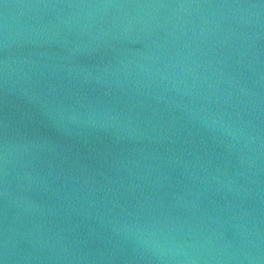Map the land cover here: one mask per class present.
Masks as SVG:
<instances>
[{
  "label": "water",
  "instance_id": "obj_1",
  "mask_svg": "<svg viewBox=\"0 0 264 264\" xmlns=\"http://www.w3.org/2000/svg\"><path fill=\"white\" fill-rule=\"evenodd\" d=\"M0 264H264V2L0 0Z\"/></svg>",
  "mask_w": 264,
  "mask_h": 264
},
{
  "label": "snow or ice",
  "instance_id": "obj_2",
  "mask_svg": "<svg viewBox=\"0 0 264 264\" xmlns=\"http://www.w3.org/2000/svg\"><path fill=\"white\" fill-rule=\"evenodd\" d=\"M262 2H264V0H262Z\"/></svg>",
  "mask_w": 264,
  "mask_h": 264
}]
</instances>
